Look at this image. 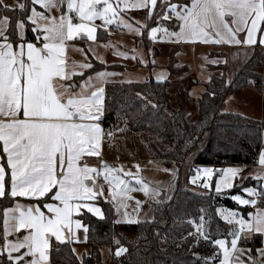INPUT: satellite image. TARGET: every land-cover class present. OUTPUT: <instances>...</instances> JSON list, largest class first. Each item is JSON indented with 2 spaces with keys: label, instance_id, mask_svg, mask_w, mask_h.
<instances>
[{
  "label": "snow or ice",
  "instance_id": "6c2138e0",
  "mask_svg": "<svg viewBox=\"0 0 264 264\" xmlns=\"http://www.w3.org/2000/svg\"><path fill=\"white\" fill-rule=\"evenodd\" d=\"M33 3L50 9L56 6L57 0H33ZM156 4L157 0H137L131 4L123 0L125 9H148V19L152 18ZM0 7L10 9L8 5L0 4ZM18 7L23 10L25 5L19 4ZM67 9L69 13L74 12L81 22L73 23L72 15H61L58 21L52 17L50 22L40 25L37 24L38 19L49 21V17L32 8V14L27 19L37 25L32 29L33 32H43L40 46L32 42H21L14 47L5 34L9 17L0 18V142L10 170L6 171L5 156H0V198L10 196L43 200L50 197L54 201L43 205L47 214L40 204L25 206L17 203L15 207L4 209L5 243L0 247V256H6L7 264H48L51 236L57 241H63V230H71L73 223L77 229L84 227L87 233V226L82 225L78 219L73 221L72 216L87 210L102 217L101 209L91 203L98 191L102 193V188L94 190L95 176L103 175L104 180L116 186L118 192H113L114 199L118 194L130 190L121 175H114L123 172L122 167L113 168L106 161H102L100 168L82 163L85 156H101L104 130L99 121L103 115L104 88L98 87L88 95L85 89L89 85L85 83L80 92L72 93L69 88L75 85L58 82L70 78L66 72L65 42L81 34L95 40L96 27L91 22L97 18L102 19L105 26L116 22L121 0H116L115 6L110 0H67ZM166 11L172 12L181 22L178 25L180 31L168 33L167 28L153 27L150 32L153 39L157 32L163 31L179 40L202 39L207 42L214 33L220 37L213 41L215 43L226 40L230 44H240L242 41L238 34L243 32L246 33L243 43L254 45L257 43V33H264V0H191L190 6L168 4ZM164 18L167 19V16ZM125 26L130 31H140L131 24ZM16 28L23 41L24 22L18 21ZM36 40L40 42L41 37L37 35ZM259 44L264 45V35L259 39ZM81 67L91 68L92 65L85 63ZM113 75L116 73L98 72L96 78L106 82V78ZM91 79L89 77V81ZM151 106L156 107L155 104ZM259 162L264 165V153ZM218 171L224 173L216 183V191L220 192L221 184L225 188L233 186L232 177L240 169ZM213 172L212 168L203 169L209 179ZM8 175L10 185L6 184ZM125 175L133 176L132 173ZM133 178L145 195H159V190L150 188L143 179L138 176ZM254 178L260 180L264 176L258 174ZM121 184L123 188H120ZM208 186L206 183L205 187ZM243 191L253 196L264 195V190L257 192L254 188H245ZM232 199L241 205L256 203L255 199H244L240 195ZM248 215L252 218L245 219L242 214L231 211L224 216L229 224L234 223L238 227L231 233L233 239L230 248L225 239L212 241L223 252L220 264H231L230 257L235 251L244 252L243 249H237L241 232L247 230L264 233V212ZM195 227L196 233L189 235L196 236V243L201 238L210 239L203 217H200V223ZM21 230L27 233L22 239L19 236L15 240L8 239L11 233ZM126 251V248H118L115 255L120 256ZM257 251L264 256V249ZM0 264L3 262L0 261ZM238 264L244 262L238 260ZM253 264L260 262L253 260Z\"/></svg>",
  "mask_w": 264,
  "mask_h": 264
},
{
  "label": "trees",
  "instance_id": "16d2710c",
  "mask_svg": "<svg viewBox=\"0 0 264 264\" xmlns=\"http://www.w3.org/2000/svg\"><path fill=\"white\" fill-rule=\"evenodd\" d=\"M0 4L3 3L0 1ZM29 11L30 6L23 10L16 6H10L9 10L0 7V17H9L5 34L10 41L20 39L16 23L23 21V41L41 42L36 40L40 33L32 31L34 25L27 19ZM156 22L151 18L148 25ZM258 46L249 50L230 80L225 74L213 75L195 100L189 96V85L178 82L174 86L169 79L159 80L150 76L144 81L112 80L106 83L104 112L100 120L112 133L111 136L119 131L114 138L121 153L127 150L126 145L133 153L130 159L153 157L163 159L169 166L176 163V186L170 197L153 201L152 218L145 220L118 221L114 210L109 208L110 202L98 197L97 202L104 210L102 217L87 211L79 215L88 228L86 244L91 247L90 253L79 258L71 242L53 239L50 248L52 264H213L219 260L212 241L228 236L232 229L219 215L218 207H240L232 197L242 192L244 185L256 184V180L248 177L244 183L236 184L225 192H196L184 187L179 167L199 146L201 148L192 162L194 167L257 164L264 131V95L259 118L227 110L225 106L228 98L241 94L250 85L264 90V51ZM91 65L84 75L117 67L116 64L106 65L98 61ZM168 65L170 71H175L171 63ZM181 69L185 71L187 67ZM173 96L177 99L175 104ZM152 104L156 107L153 108ZM192 105L196 112L193 120L188 117ZM9 183L10 175L6 176V184ZM50 199L38 201L43 203ZM16 200L10 196L0 198V231L3 230L4 209ZM258 204H264V198L255 205ZM200 217L204 218L210 239L201 238L196 243V236L189 234L196 233L195 225L200 223ZM262 242L261 234H255L252 240L242 238L240 241L241 244L253 245H261ZM119 246L127 251L120 256L114 255L109 263L103 259V247L111 248L114 254ZM0 261L7 264L6 256H0Z\"/></svg>",
  "mask_w": 264,
  "mask_h": 264
},
{
  "label": "rangeland",
  "instance_id": "374dc122",
  "mask_svg": "<svg viewBox=\"0 0 264 264\" xmlns=\"http://www.w3.org/2000/svg\"><path fill=\"white\" fill-rule=\"evenodd\" d=\"M0 1L4 5H8V6L18 7L19 4H24L25 7L30 6V11H29L28 16L32 14L31 12L32 8H35L37 12H42L44 16L49 17V21L38 19L37 24H40V25L50 22V19L52 17H55L58 21L61 15H72L73 23L81 22L77 15H76L77 19L76 20L74 19V15H75L74 12L73 13L68 12L67 0H63L62 3L60 2V0H57L56 6H53L50 9L43 7V5L34 4L33 0H0ZM110 2H112L115 6L116 0H110ZM134 2H137V0H128L129 4L134 3ZM173 2H185V0H182V1L172 0L171 3ZM168 4L169 2L158 0L155 9H153L152 20H154L155 22L157 21L154 25H158L159 23H161L162 26L168 25V27L172 30L175 28V26H177L176 24H178V18L174 17L173 19H168V16L169 17L171 16V15H168V11H166ZM146 10L147 9H135L131 7H128L127 9H125L123 7V0H121V10L119 12L118 20L114 22L113 24H111L110 26L114 27L115 29L117 26L118 30L121 31L122 34L117 31L114 33H111L110 31H107V29H104L107 31L105 33V36H106L105 43L106 44L104 45V47H103V43H100L99 45L101 47V50L103 49L104 51V55H105L104 59H106V61H104L105 64L110 63V62H115V61H123V59H126L125 63H130V62L132 63L133 57L135 55L140 59V62H141V65H138L137 67L133 69L126 68V70H123V72L116 73L115 79L117 80L131 82V81H144L148 79L150 76V68L147 63L149 60V52H152L153 55H156V53L158 52V49L160 48L163 51V53H160V55H165V53L168 52L170 56L169 63H171L173 65V68L175 69V71L173 72L170 71L171 72L169 75L170 77L166 76L163 79L165 80L169 78V80L172 81L174 86H176L178 82H182L184 86L189 85L188 86L189 96H191V98L195 100L204 91L205 82H207L213 74H217L219 76H222L225 74L227 77V80H230L233 72L241 65L243 60H245V58L249 54L250 52L249 50L253 47L258 46V45H255V46L246 47L245 44H243V47H236V46H233L232 44H228L225 40L223 41L225 45H218V46L215 45L213 47L207 46L205 42L203 41L195 42V43H185V46L183 48H187V50L186 49L184 50V53L186 55L188 51L191 52L193 48H197V54H195L196 56L188 55L187 61H186L187 64H184L185 62L181 63V62H178L177 60V55H178L177 53H179L178 52L179 47L174 43L168 46L164 44H158L156 46L154 45L150 47V49L146 47L145 40L150 41V39L143 38L144 26L143 27L141 26L142 22L143 23L145 22ZM165 16H167V19L164 18ZM103 22L104 21L100 18H97L96 20L92 21L93 24H96L99 27ZM126 24H131L133 28H139L140 31L139 32L130 31L125 26ZM33 25L35 27L37 26L36 24H33ZM18 33H19V30H18ZM42 35H43V32H42ZM156 35H157L156 39H163V35L160 32H157ZM214 37L215 39H219L217 38V36H214ZM242 38L243 37L240 36L239 39L241 40ZM220 43H222V41ZM258 47L260 50L264 51L263 47L261 46H258ZM81 51L83 53H80V54H83V57H82V60L77 64L79 69H83L81 65L85 63L84 62L85 49L80 50V52ZM114 51H116L117 57L109 55L110 52H114ZM120 53H125L126 55H120ZM184 59L186 60L185 57ZM182 67L184 68L187 67V69L183 71L181 69ZM98 72H107V71H103L102 69L100 71L94 72L93 74L96 80L89 82V86L86 88L87 90L95 91V89L98 87H104V81L98 80L96 78V73ZM185 74L187 76L183 78L182 76ZM87 75L85 76L83 75V76L86 77ZM263 95H264V90L260 89V87L258 86L250 85L241 94L231 97L230 101L227 102L225 109L238 112L243 115H248L251 117L259 118L262 115L261 104H262ZM173 103L174 104L177 103V99L175 96H173ZM188 117H190L191 120L195 119L196 117V112L193 109V105L190 108ZM117 132L119 131H115L114 136L116 135ZM114 136H111L107 139L105 138V141L107 140V141L114 142L115 141ZM125 147L127 148V150H123L121 153L120 150L118 151L119 146L117 147L115 145H110L108 147L110 148V150H108L107 157H117V156H122V157L124 156L128 158L132 157L133 153L129 151V148L126 145ZM196 150H199V149H196ZM192 164L193 163L191 164L183 163L182 165H180L179 170H181L182 178L185 181L184 187L192 191H196V192L204 193V192L216 191V183L217 181L220 180L221 176L224 175L223 172L218 171V170L227 169V168L240 169V172L236 176L232 177L231 182L233 186L231 188H225L223 184H221L220 192L228 191L232 189L236 184L244 183L245 180L250 176L249 173H247L248 169H245V167L241 165H231V166H225L223 168H214L213 166H209V165H200L198 167H194ZM137 165L139 164L127 165L123 167L124 173L126 174L129 172V173H132L133 176H138L139 178L143 179L142 169L140 165L139 167H137ZM110 166H113V164H111ZM115 168L119 169L120 167L115 166ZM204 168L214 169L213 175L210 179L204 175L203 173ZM127 170L129 171L127 172ZM172 171L173 172L171 173V176L173 175L172 177L175 180V177L178 175V169L176 171L174 167L172 168ZM114 175H121L122 179H124L125 182L128 183V187L130 190L127 191L126 193L118 194L114 199L113 192H118V189L116 188L114 184H109L108 181L104 180L103 175L95 177V179L97 180V183L99 179L101 180L102 185L101 186L98 185L97 187L95 185L94 190L98 191L99 189L102 188V193L98 191L97 196L98 195L102 196V198L106 200L112 199L116 202L117 206L115 209L113 208L114 204L113 206L111 204L109 205L110 206L109 208H112L114 210L116 217H117L116 219L118 221H136V220L151 219L153 215L152 213L153 203L151 200L152 199L151 196L145 195V193L142 190H140V186L136 183V180L133 178V176L123 175L122 172L114 173ZM186 178H187V181H186ZM171 183L173 187L175 185L174 181L172 182L171 180L169 182V186ZM206 183L209 185L208 187H205ZM149 186L150 188H153L151 184H149ZM123 187L124 185L121 184L120 188H123ZM245 188H254L257 190V192H261V190H264V183L260 187H258L255 183H252L250 185H244L243 189ZM167 189H170V187ZM166 195L167 194H165V196L162 198H167ZM235 195H240L244 199H255L256 200L255 204H257L258 201L261 200V198H264V195L253 196L251 194L245 193L243 190L242 192H238ZM158 199H154V200H158ZM137 201H140V203L137 204ZM144 204H145V207L143 208ZM148 204L150 205L149 208H147ZM255 204L254 205L253 204H249V205L239 204L240 207L238 208H229L226 206H219L218 213L223 219H224V216L227 215L230 211L242 214L245 219H251L252 217L248 215L249 213L255 215L258 212H264L263 205H260V206L256 205V206H259L257 208ZM118 208H119V211H117ZM125 213H127V215H125ZM230 225H231L232 231L234 228L238 227L234 223ZM231 233L226 237L218 238V239H225L226 241H228L229 248L231 247L230 241L231 239H233V236L231 235ZM255 234L262 235L263 242L261 245L240 243L242 238L252 240ZM118 248H124V247H121V246L117 247L115 249V253ZM75 249H76L75 252L77 256L79 255L78 256L79 258H82L84 253L88 255L91 251L90 246L78 247ZM216 249L219 254V260L215 261L213 264H220V260L223 259V252L222 250L218 248L217 245H216ZM237 249H243L244 252L243 253L239 251L233 252L232 256L230 257L231 264H238V260L243 261L244 264H253V260H258L260 264H264V256H261L260 253L257 251L258 249H264V233H256L254 231L248 232L247 230H245L244 232H241L240 238L237 241ZM115 253L113 254V250L109 247H103L102 249L103 259L106 260L108 263L110 262L112 257L115 255ZM249 257H252V259L250 260Z\"/></svg>",
  "mask_w": 264,
  "mask_h": 264
},
{
  "label": "crops",
  "instance_id": "0c3cea01",
  "mask_svg": "<svg viewBox=\"0 0 264 264\" xmlns=\"http://www.w3.org/2000/svg\"><path fill=\"white\" fill-rule=\"evenodd\" d=\"M163 1L164 2H169V4H176L178 6H182V5H185V4H188L190 6V3H191V0H189L188 3L187 2H173V3H171L172 0H163ZM157 2H158V0H157ZM178 10H179V8H178ZM148 11L149 10L147 9L146 10V17H145L146 24H145V22L144 23L142 22V25H141V26H144V28H143V38L144 39H150V41L149 40H145L146 47L148 49H150V47H152L154 45L156 46L158 44H164V45L168 46V45H171L172 43H174V44H176L179 47V49H178L179 53H177L178 54L177 55L178 62H181V63L185 62L184 64H187L186 61H187L188 55L196 56L195 54H197V48H193L192 50L190 49L191 52L188 51V53L186 55L184 53V50L185 49L187 50V48H183L185 46V43H195V42H200V41L205 42V41L202 40V39L179 40L176 37H173V36H170V35H166L163 31H159L163 35V39H156L157 35L153 39L151 34H150L151 28H153V27H158V28H161V29L167 28L168 29V33L179 32L180 29H179L178 25L181 22L178 20V24H176L177 26H175V28L172 29V30L168 27V25L162 26L161 23H159L158 25H148L149 24ZM168 15L172 16V17L168 16V19H173L174 17H176L170 11H168ZM74 19L75 20L77 19L76 14L74 15ZM92 25L94 27H96V33H95L96 39L95 40H92V39L88 38L86 34H81V35H77V36L73 37V39L68 40V41L65 42L66 45H67L66 49H65L66 72L70 74V78L69 79H62V80H59L58 82L60 84H64V85H75V87L69 88V92H72V93L80 92L81 91V86L84 85L85 83H87L89 85V82L95 81L96 79H95V76H94L93 73L97 72V71H100V70L92 71V72L88 73V75L85 74L87 76L84 77L85 76L84 73L89 68H83V67H82L83 69H79L78 68L77 64L82 60V57H83V54H80V53H83V52L82 51L80 52V50L85 49V52H84V62L85 63L92 64L95 61L104 63V61H106V59H104V56H105L104 55V51H103V49L101 50V47H100L99 44L103 43V47L106 44L105 43V41H106L105 33L107 31L102 29V28H100L96 24L92 23ZM262 27H264V25H262ZM116 30H117V32L122 34V32L118 30L117 26H116ZM38 33H40V36L42 38V36H43L42 35V31L38 32ZM24 34H25V30H24ZM239 34L240 35H238V38H240V36L243 37L241 39L242 42L240 44H235V43H231V44L233 46H236V47H243V44H244L243 40L246 37V33L242 32V33H239ZM18 35H19V33H18ZM262 35H264V33H257V43L254 44V45H246L245 44V46L246 47H250V46L259 45V46L264 48V45L259 44V39L261 38ZM214 36H216V35L213 34V36L211 38H209L207 40V42H205V44L207 46L213 47L215 45H217V46L218 45H225L223 43L224 40H221L222 43L213 42L214 40H216ZM217 38L220 39V37H218V36H217ZM10 42L13 43L14 47L16 45H18L19 43H21V42H24V43H27V42L35 43L34 41H21L20 39L18 41H16V42H13V41H10ZM41 43H42V40H41L40 43H36V44H37V46H40ZM154 43H156V44H154ZM181 44H183V45H181ZM228 44H230V43H228ZM160 53H163V51L160 48L158 49V52L156 53V55H153L152 52H149V60H148L147 63H148L149 68H150V76H153L154 78L159 79V80H164L163 79L164 77H166V76L170 77L169 75H170L171 72H170L169 65H168L170 56H169L168 52H166L165 55H160ZM109 55L117 57L116 51L110 52ZM184 57L186 58V60L184 59ZM202 60H203V58H202ZM125 61H126V59H123V61H115V62L107 63L106 65L116 64L117 67L116 68H111V69L104 68L103 71H107L108 73H118V72H123V70H126V68H132L133 69V68L137 67L138 65H141L140 59L136 55L133 57L132 63L131 62L130 63H125ZM72 73H76V74L72 75ZM80 73H83V74L80 75ZM213 75H217V74H213ZM186 76L187 75L185 74L182 77L184 78ZM89 77L92 78L91 81H89ZM115 78H116L115 75L109 76V77L106 78V82L104 81V87H103L104 88V93H105V85H106V83L108 81L117 80ZM85 91H86V94H88V95H90L91 92H93L92 90H87V89H85ZM230 99H231V97L227 99V102L230 101ZM103 103H104V98H103ZM103 112H104V108H103ZM99 123L101 124V127L103 128V130H105V127H104V125H103L101 120L99 121ZM110 145H115V146L118 147L117 142H115V141L111 142V141H107V140L105 141V139H103L102 140V148H101V156L100 157L85 156L83 158L82 163H87L89 166H93V167H97L98 166L97 168H100L101 164H102V161H106L108 163V165L113 164V166H111V167L115 168V166H118L120 168L122 167V169H123V167H125L127 165L139 164L141 169H142V177H143V179L147 183L151 184L153 186V189H158L159 190V195L158 196L153 197L152 195H150L151 198H152L151 199L152 203H153V201H155L154 199H158V198L161 199L162 197L165 196V194H167L166 195L167 198L170 197V195L173 193V191L175 189V186H176L175 180L172 177L173 175L171 176V173L173 172L172 168L175 167L176 171L178 169V166H177L176 163H173V165L169 166V165L165 164L163 159H161V158H153V157H143V158H136V159H130L128 157H121V156L107 157L108 150H110V148H111V147L108 148ZM201 145H203V144H201ZM200 148H201V146H199L197 149L200 150ZM199 150L195 149L188 156L187 161L185 163L191 164ZM118 151H119V148H118ZM262 153H264V131L262 132V147H261V150H260V153H259V156H258L257 164L243 166V167H245V169H248L247 173H249V175H250L249 177L253 178L254 180H257L254 177H256L258 174L264 176V165H261L260 162H259L260 161V156H261ZM0 156H5V154L2 151V142H0ZM4 163H5V168H6V171H7L6 156H5ZM128 171L129 170H127V172ZM122 174L125 175L124 171L122 172ZM170 176H171V178H170ZM171 180H172V182L174 181V184H175L173 187H172V183L169 186V182ZM258 181L260 182V186H262V184L264 183V179H260ZM9 185H10V183H9ZM95 185H96V187L98 185L101 186L102 185L101 184V180L99 179V181L97 183V180L95 179ZM169 187H170V189H167ZM166 191H167V193H166ZM98 197L102 198V196L98 195V196L95 197V199L93 201H91V203H93L96 207H99L101 209L102 214L104 215L103 208L97 202V198ZM16 198H17V200L15 201V203L12 204L11 206L7 207V208L15 207V205L17 203L23 204L25 206H27L29 204H32V205L40 204L41 205V209L43 211H45L46 214H47V210L43 208V205L46 204V203L54 202L51 199L41 203L37 199H31V198H25V197H16ZM103 200L110 202V204L113 203L114 204L113 208L114 209L116 208L117 204H116V202L114 200H112V199H108V200L103 199ZM258 205L259 206L260 205L264 206V204H258ZM149 206L150 205L148 204L147 208H149ZM259 206H256V207L258 208ZM144 207H145V204L143 205V208ZM152 210H153V205H152ZM83 211H87V210H83ZM152 213H153V211H152ZM80 214L81 213H79V214L74 213L73 216H72V220L75 221V220L78 219V220L81 221L82 225L87 226L86 224H84L82 219L79 217ZM92 214H94V213H92ZM114 215H115V218H117L115 212H114ZM95 216H97V215H95ZM97 217H101V216H97ZM63 232H64V239H63V241H60V242H71L72 245H73L74 252L76 250L75 248L89 246V245L86 244V240L87 239H85V235H88V230H87V233H85L84 227H81V228L77 229V228H75V224L73 223V225L71 227V230H69V228H65L63 230ZM73 233H75V235H73ZM26 234L27 233L24 230H21L19 232H13V233H11L8 236V239L9 240H15L17 236H19L22 239V237L24 235H26ZM53 239L56 240L54 236H51L50 239H49L50 248H51V242H52ZM4 243H5V240H4V236H3V230H2V231H0V247H2L4 245ZM50 248H49V252H48V254H49L48 264H52L51 261H50ZM21 251H23V250H21ZM84 255H85V253H84ZM26 259H31V257H27Z\"/></svg>",
  "mask_w": 264,
  "mask_h": 264
},
{
  "label": "built area",
  "instance_id": "2783aa9c",
  "mask_svg": "<svg viewBox=\"0 0 264 264\" xmlns=\"http://www.w3.org/2000/svg\"><path fill=\"white\" fill-rule=\"evenodd\" d=\"M100 28H102V29H107V31H110L111 33H114V32H116L117 30L114 28V27H112V26H110V25H107V26H105L104 25V22L100 25ZM108 133H109V131L108 130H104V137H103V139H107V138H109L110 136L108 135ZM96 177V176H95ZM112 206H113V203L111 204Z\"/></svg>",
  "mask_w": 264,
  "mask_h": 264
},
{
  "label": "water",
  "instance_id": "95a60500",
  "mask_svg": "<svg viewBox=\"0 0 264 264\" xmlns=\"http://www.w3.org/2000/svg\"><path fill=\"white\" fill-rule=\"evenodd\" d=\"M256 185H257L258 187H260V182L257 181V182H256ZM196 257H198V254H196Z\"/></svg>",
  "mask_w": 264,
  "mask_h": 264
}]
</instances>
